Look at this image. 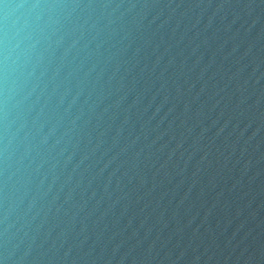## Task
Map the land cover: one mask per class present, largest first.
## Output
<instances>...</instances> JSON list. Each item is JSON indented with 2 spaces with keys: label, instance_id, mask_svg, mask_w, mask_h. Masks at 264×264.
<instances>
[{
  "label": "water",
  "instance_id": "obj_1",
  "mask_svg": "<svg viewBox=\"0 0 264 264\" xmlns=\"http://www.w3.org/2000/svg\"><path fill=\"white\" fill-rule=\"evenodd\" d=\"M0 264H264V0H0Z\"/></svg>",
  "mask_w": 264,
  "mask_h": 264
}]
</instances>
